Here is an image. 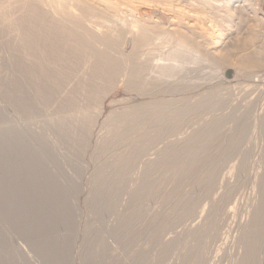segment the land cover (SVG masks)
Wrapping results in <instances>:
<instances>
[{"label":"rangeland","instance_id":"obj_1","mask_svg":"<svg viewBox=\"0 0 264 264\" xmlns=\"http://www.w3.org/2000/svg\"><path fill=\"white\" fill-rule=\"evenodd\" d=\"M13 2H16V1L9 0L8 2L6 0L4 2L5 6L2 5L4 10L7 7L9 9H12L10 11H8L9 9H7V11L5 10L8 13L11 12L10 13L11 15L8 14L9 15L8 18L10 22H11L10 16L16 15L15 17L12 16V23L14 24L11 26L13 28H16L19 24H24L22 21L24 19L23 16L24 14L27 13L26 9L25 10L22 9L23 11L21 12L20 10L21 8L18 7L20 6L19 2L21 3L22 7L23 6L25 7L31 3H32L31 5L33 6L34 4L36 5L34 6V8L39 6L37 2L35 1L33 2L32 0H22V1L17 0L16 5ZM252 3L257 7L254 1ZM12 4H14L16 8H14ZM11 5L15 10L10 7ZM254 5L250 7L251 9L253 7L254 10L252 9V11H249V16L251 20L248 19L247 20L248 23L246 22L245 26L246 28L249 29V26H251V24L252 25L254 24L253 27L256 26L258 29L262 30L261 32H264L263 31L264 22L262 20V15H259V13L258 15H254L255 13L254 11L256 10V7ZM29 6H27L28 10H30L28 8ZM33 6H30L32 10H34ZM39 7L38 9L42 10L43 7H40V8ZM123 7L127 8L126 6H123ZM261 9L264 12V0L262 1ZM32 10H30V12H32ZM125 10H128V9H125ZM19 12L22 13L23 16ZM32 13L31 15L33 16L31 15L28 16L29 18L31 17V19L29 20V18H27L26 23L24 24L26 27H32V25L35 26L37 23L40 24L41 20L39 21L36 18L34 19V14ZM38 14H40L41 16L44 15V13H38ZM21 16L22 18H20ZM15 18H17L16 21L14 20ZM32 18L34 19L35 23ZM18 19H22V20L19 21ZM260 19L262 21H260ZM252 20H254L255 22ZM249 22H251V24H249ZM0 26L3 27V25L1 24ZM36 26L34 27V29L33 28L32 29L35 30L36 28H38L35 31L39 33V26L38 27ZM1 27H0V133H4L7 128L6 133L12 132L16 136L21 135V138H23L24 140V144H23L22 150L12 151L10 153V156L13 157V158H10L11 160L8 159V153H7L8 150L4 148H0L1 150L0 152V157H1L0 158V165H1L0 166V170H1L0 171V178H1L0 188L3 187L2 188L3 190L10 191V194H8L9 197L7 196V194H4V193H3L4 194L3 196L0 195V204H1L0 207L1 208L3 207L2 209L0 208V212L1 213L4 212L3 214L0 213V234H1L0 236V247H1L0 248V264H7V263L9 264H88L89 262H90L89 264H184L185 263L184 257L186 258L188 256L187 252H189L191 248H194L196 246L199 247L198 249L202 250L205 261L203 263L195 262V264H201V263L202 264H233V263L237 264L239 262L240 258L242 257V253H241L242 250L239 249V246H237V243H236V240L238 239L240 235V229H238L239 227L238 224L241 221H243L245 224L248 223V221L251 218V215H250L251 211L254 210L255 206L262 199L261 192L258 188L260 185V178L262 175H264V126L262 127V124L259 123L260 120L257 121L256 119H261L264 117V68H262L264 67L263 65L261 68L258 69L257 75L253 77H249L247 76L246 72L240 71L243 69L244 62L248 56L246 55L247 54V51H246L245 53L242 52L240 56H237L235 58V59L238 58L237 59L238 61H240V59L243 60V62L240 61L241 63L238 62L239 66L235 69L231 68L230 66L228 67L229 70L227 71L223 70V72L221 71L220 73L218 72L217 74L213 75L212 69H208L207 67L206 69H204L205 72H201L200 69H197L196 71L195 68L189 66L188 68L190 69L182 68L177 78H173L172 80H169L170 82L168 81L166 87L168 88L171 87V89H169L166 92H168V94L171 93L169 95H172L173 93V95L169 97V95L166 93L165 94L166 100H171V99L173 100V98L175 97L174 99H178V100L185 99L186 101L185 103H188L189 105H193L192 103L195 104L197 100L210 97L208 99L209 101L207 105L204 107L203 110L199 112H194V113L192 112L188 115L187 120L184 122L185 125L183 124L181 128V135L170 139V141L173 139L172 141L174 143L178 142L177 145H180V147H177L178 149L174 148L175 150L174 149L171 150L173 155L176 154L175 156L177 155L180 156L179 155L180 153V154H183L181 155L182 158H184L185 156H186L185 159L188 156H189L188 158H190V156L192 157L194 155L193 152L191 151H189V153L188 151L185 152L184 146H185V141L187 137L190 134H192L194 131L200 130L202 127H204V125L206 126V125H209L211 123H216V122L219 124L223 123L219 131L216 133L219 135L215 134V136L217 137L214 136V140H217V142L219 143V145L222 146V148L219 145L217 146V144L215 143L209 142L210 144L209 143L207 144L206 142H204V143H201V145L199 144V147L196 146L193 149L194 152L197 149L200 150L199 152H195L196 153L195 155L196 156L199 155L197 156L198 158L200 157L199 158L200 160L196 162L195 164L205 166V168L202 169V172L200 174L201 176L198 175L197 173V175L195 174L194 176L191 175L188 178L184 179L183 182L178 183L177 179L175 178L174 171L171 170L172 167L168 164H165L166 166L159 164L160 165L159 168H157V170H154L153 171L154 173L150 174L151 176L149 175L151 177L150 180L146 182L145 185H143L142 181L144 180L143 177L145 178L146 174L144 173L147 172V169L143 165H142L143 167L140 166L139 164L140 162H138L137 167L135 169L136 173L133 172L134 171L133 169L131 171L132 173L130 172L131 174L128 176H125V178L122 180L117 179L114 176L115 172H117V169L119 168L118 165L116 164L117 159H118L117 157H120V155L123 154L121 152V149L123 148H120V147H123L124 142L129 141L127 139V133H129L130 131H128V129L126 128L127 126L125 125V127L123 126L118 131L116 130V132H114L115 134H110L109 137H107L108 131L106 132V129L109 130L115 127L116 125L115 120L117 118V114L120 111H123L129 105H131L132 102H133L132 103L133 105L135 104L137 105L139 102H140L139 104L145 103V101L147 102L150 99L147 97L141 96V95L139 96V94L137 95V93L130 94V92L127 91L126 88L124 87L125 85H123V83L125 84V81L120 82V84H117V85H116L117 82H115V84L114 83L108 84L106 87L104 86L105 88H102L100 90V93H99V90L96 91L97 94L95 95L87 94L88 90L86 92V89H84L85 87H83V85L85 84L84 81H87L86 80L87 76H89L88 75L89 69L87 68L88 70L87 69L83 70L82 67L84 63L83 64L81 63V62H84L82 61V59L85 61L87 59L77 58L76 59L77 61L73 62L74 64L71 62L73 65L71 63H70L71 65H69L73 73L71 72V70L67 69V68L70 69L68 64H66V66L65 64L63 65L64 66L63 70H62L63 66H61L60 70H57V72L59 73L61 72V74L64 76V77L58 76V78L60 79V80L58 79V81H64V82L69 81L70 85H68L69 84L68 82V84L66 83L68 86H65V84L62 82L63 84L61 85V89L59 91L60 93L57 96L59 99L55 96L56 99L52 97L51 99H49L51 101H48L45 98H42L43 97L42 93L43 92L46 93L47 87L43 86V90L41 92L37 89V87L38 88L40 87L39 89L41 90L42 84L41 83L39 84V82H36V78H37L35 77L36 73L33 72L34 73L33 74L32 72L28 71L31 73V75L29 73L27 75V73L25 74V73H20V71L19 72L17 71L18 64L22 65L20 62L24 64L23 66H25V69L32 67L31 68L32 70H36L33 68L38 67L36 65H32L34 64L33 57L31 58L30 56L29 58L28 55L26 56L25 54H22L23 52V49L21 47L23 46L22 39L20 38L21 36H19L18 31L16 32L14 31V29H12L13 31H9L11 30V28H9L8 31H6L4 30V28L2 29ZM45 29L47 30V28ZM248 29H245V28L243 29L244 33L243 32L241 33L243 35L245 34L244 36L242 35L243 39L246 38V35L251 36V37L247 36V38L249 37L254 38L247 31ZM46 30L42 31L40 29V32L43 34L46 33L47 35L48 31ZM14 34L18 35V37ZM262 37L263 36H260V37H257V39H255L257 40L256 41L257 51L261 53H263V50L261 49V47L263 46L262 44L263 41L261 40L264 39ZM18 38L21 40H19ZM247 38L245 40L248 43ZM259 39L262 43L258 42ZM18 40L20 41V44ZM14 44L15 46L17 44V49L19 48V45H20L21 49L19 48V50H17L16 47H13ZM14 52L16 53L19 52V53L16 54ZM10 56H13V57H10ZM45 56H43L44 58L43 61L44 60L45 61L44 63L42 61V64L45 65L46 63L45 66H47L48 64V66L49 67L52 66V69H53V63L49 65L53 57L51 56L48 58L47 56L46 58ZM30 59H32L33 61L32 60L30 61ZM49 59H50V63L47 62L49 61ZM78 60L80 61L79 63H78ZM76 62L78 63V65H75ZM29 64H31V66ZM74 65L78 67L81 66L80 70L81 69L83 70V71L81 70V73L83 72L82 73L83 75L80 74V70H78L79 68L77 69V67H74ZM66 70L71 73L66 74L67 73ZM76 70H77V73L79 72L78 74H76ZM84 71L87 76L84 75ZM59 73L57 75H61ZM69 74L71 77L69 76L67 78L65 75L68 76ZM62 78H65V79L63 80ZM16 79H19V81L17 80L18 82L16 81L18 84L16 82H13ZM82 79L83 80L85 79V80L83 81ZM82 81L84 83H82ZM55 82H57V80ZM15 85H20V88L22 87L23 89H17L19 87H16ZM114 85L116 86V88L114 87ZM63 87L65 89L67 88L66 90L68 92L66 90H63L64 89ZM35 88L38 91H36ZM61 91H64L66 94ZM38 92H40L41 94ZM167 95L169 99L167 98ZM14 96L16 97L15 99L16 101L13 100ZM65 96H66V99H65ZM81 96L83 97V99ZM158 96L160 97V99L162 97L165 98V96H162V94H160V95H156L157 99H159ZM69 101L74 102L72 111L70 109L68 110L62 107L63 104H65V102L67 103ZM68 118L69 120L67 122H69V126L66 123H64L65 124L64 125L59 122V120H63L65 122L66 121L65 119H68ZM255 122L258 124L257 128L255 127V124H256ZM85 124H88V125H85ZM10 125L12 127H10ZM241 125L242 127L246 126V130L244 131L243 135H241V133H239V130L236 129V128H239V126ZM86 126L88 127L87 129H89L90 131L85 128ZM1 128L3 129V131ZM222 128L223 130H221ZM14 129H17V130L15 131ZM81 129L83 131L85 130L87 131V132L85 131V134H84L86 137L80 135ZM18 131H20L22 134ZM104 135H106V138L108 139L110 138L109 141L114 140L115 136L117 138L118 136H121L123 138V141L121 143L122 145L119 144L118 142L117 143L118 148L116 147V149H113V150H107V149L103 150L100 147L99 139H101V137H104ZM33 136L35 139L33 138ZM110 136H112L113 138H111ZM73 137H75L76 139ZM221 138H223V140ZM220 140L223 141V145ZM161 147L163 148L164 146H161ZM23 149L25 150L27 149L31 151L32 153L30 154L31 156L25 157L26 161L31 160V162L26 163L28 165H25L23 168L19 166L20 169H17L18 168L17 160H19V157L17 156V154L23 153L24 152ZM183 149H184V152H183ZM42 153L46 154V159L44 156H43L44 158L42 157ZM185 153H187L188 155ZM146 158L147 157H145V160ZM148 158L154 161H157L159 159V155H157L156 151L154 152L151 151L150 155H148ZM35 159H38V161H40L39 163L35 162L37 165L36 167H35V164L33 163ZM9 163L10 165L13 166V168L11 169L12 171L17 170L22 174L21 175L22 181L18 180L19 184L17 182L16 183L17 186L12 185V182L14 180L13 178L8 179L7 177L9 176L7 175V172H8L7 167ZM235 164L236 165L238 164L237 166H240L241 170L237 168L236 170L233 171L231 167H233L232 165H235ZM207 167L208 168L210 167L209 169L211 171L212 170L219 171L218 172L219 175H217L219 176V178H218L217 184L213 191V193H215V196H213L214 195L213 193L212 194L205 193L203 191V188L201 187L202 186L201 179ZM3 168L6 169L7 172H4ZM45 168H47V170ZM32 171H36V172H33L34 173L33 174ZM41 171L44 173H41ZM48 171L50 172L48 173ZM28 172L31 174H28ZM47 173L48 174L51 173V175L47 176L46 175ZM43 174H45L47 177L44 175V178L42 179ZM230 174L231 175L234 174V175L231 176ZM257 174H258V177H257ZM222 177L226 179V180L224 179L225 184L221 183ZM40 180H42V182L45 183L44 186H46L45 188L47 189V191H44L43 193L41 191L37 192V188H38L37 184L40 186L43 185V183ZM219 180L221 181L219 182ZM52 181L56 183L50 184L51 187H48L49 182H52ZM118 181H119V184H118ZM115 183L119 186H117L118 187L117 193L113 196L109 188L111 187V185L115 186ZM120 183H122V185ZM57 184H59V186ZM60 184L61 185L63 184L64 187L60 186ZM219 184L220 185L224 184L225 186L222 185V187H220ZM254 184L257 187H255ZM107 185L109 186V188ZM25 186L27 189L25 188ZM57 186L59 187V189L61 187L63 189L61 188L59 190ZM41 187L43 188V186ZM53 187L56 190L52 189ZM23 188L26 189L25 196L23 194L24 192ZM48 188H51V190ZM67 188L69 191L67 190ZM97 188L102 189V190L109 189L106 195L110 193L111 194L110 196L108 194V200L111 199L112 201L109 200L108 202H109V205L115 204L116 206L113 205L114 206L113 208L115 209H113L111 205L110 206L106 205L105 207L103 205H100V206L98 204H97L98 206L95 205L96 202L93 198L95 197V190H97ZM136 189L140 191L143 190V193L145 192L146 194L145 195L146 198L144 199H143L144 196L142 197V199L140 196L141 205L138 204L137 207L136 205L133 206L131 204L132 195L130 193V192L136 191ZM230 189H232V193L234 195L232 194L231 199L227 200V204L225 201H220L221 196H224L227 190H230ZM33 190H36V191L33 192ZM14 191H16L15 193L17 195H14V194L11 195L12 193H14ZM62 191L63 193H61ZM31 193L32 194L38 193V194L31 195ZM39 193H42L43 195H39ZM46 193H48V195H46ZM52 194H53V197H52ZM64 194L66 195V197ZM216 194H218L217 195L218 197L216 196ZM5 195L7 197L3 199ZM37 196L38 197L44 196L43 199L45 198L48 200L50 199V204L48 200L47 201L46 199L43 200L42 197L38 198ZM47 196H49L50 198ZM58 196L59 198L57 199ZM14 197L16 198L19 197V200L23 203L24 208L19 210V212L15 211L16 213L13 214L14 216H12L10 213L14 211L11 210L8 215V210H4L5 208H4L3 203L7 204V202H9L8 206L10 205L14 206L12 204L15 202L14 204L16 205V207L19 206L21 202L18 200V198L16 200V198ZM54 197H56V199H54ZM185 198L188 201L187 200L184 201L183 199ZM208 198L212 200H209ZM213 198L214 199L217 198V201L214 204L213 202H211L213 201ZM40 199L42 200V202ZM18 201L20 202V204L18 203ZM45 201L46 203H48V205L45 204ZM63 201H66V202H63ZM145 201H146V204H145ZM188 202H191L192 204L194 203L195 206L197 205L195 209L196 210L198 209L197 210L198 213L196 215L186 217V214H183L184 213L183 210L185 208L184 206ZM230 202L232 204H230ZM235 202L238 203L237 210H235V213L231 214L232 217L225 216V212L228 213L229 212L228 209H230L233 206V203L235 204ZM40 203H42V205ZM129 204L132 206H130ZM36 205H39L38 208L39 207L40 208L39 209L36 208ZM50 205L53 208H51ZM72 205H73V208H72ZM203 206H206V209L208 208L210 210L213 206H214V209L217 206L218 208L216 209L218 210L215 209L214 213H217L220 210L219 208L222 209L223 207L224 210L223 209L220 210V212L217 214L213 213L214 215L212 218V222H215L214 226H212L211 221L207 222L208 221L207 214L209 210H207V212L203 214V217L200 215V211ZM45 207L46 209L50 208L49 209L50 211L46 210ZM134 207H136L137 210ZM138 207H141L140 212L138 210L139 209ZM108 208H112L113 210L108 209ZM68 209H71V210H68ZM132 209H133L134 214L137 212L138 214L136 216L137 218L136 217H135L136 219L131 218L132 219L131 221L129 217L133 215ZM24 211L26 212L24 213ZM99 211H103V213L102 212L99 213ZM221 211H224V212H221ZM64 212H66V214H64ZM69 212H71L70 213L71 217L69 216ZM140 213H142V215ZM25 214L27 215L26 217H24ZM54 215H55V218L53 220ZM28 216H30V218ZM49 216L51 217L49 218ZM214 216H217L216 219ZM56 217H58L60 220L57 219ZM218 217H219V221L222 220L221 222L217 220ZM227 217H229V219ZM127 218H128V221H127ZM124 219L126 220L125 222H128V224L123 222ZM156 219L157 220L159 219L158 220L159 223ZM49 221L51 222V224ZM152 222L154 223L152 224ZM21 224H22V227L30 225V229L37 228V232L32 233L28 229H22L20 227ZM156 224L158 225L156 226L157 228L155 227ZM193 224L194 226L192 227ZM209 224L210 226H212L211 230H210V227L208 226ZM14 226H15V229L13 228ZM17 226L19 227L20 230L18 229ZM207 226L209 228H207ZM129 227L131 228L129 229ZM38 229H39V233H38ZM45 230L46 231L49 230V231L45 232ZM124 231L125 233L123 234ZM127 231H130V232H127ZM25 233H26V236L24 235ZM38 234L40 235L42 234L41 235L42 237L41 236L38 237ZM58 235L61 236L60 237L61 239L59 238ZM194 235H197V237H195ZM68 237H70L71 239L70 238L67 239ZM40 240H43L44 243L43 241L41 243ZM65 241H66V244H65ZM53 243L55 246H53ZM67 243H69L70 245ZM167 243L170 244L171 246L168 245ZM197 243H199L198 244L199 246L196 245ZM103 247L107 249L105 250L103 249ZM55 251H59V253L61 254L60 256L61 258L59 257V259L56 260L53 257V254ZM261 251H263V253L261 254V257L258 260V262H255V264H264V249ZM184 254L187 256H185ZM190 261L188 260V263Z\"/></svg>","mask_w":264,"mask_h":264},{"label":"bare ground","instance_id":"obj_2","mask_svg":"<svg viewBox=\"0 0 264 264\" xmlns=\"http://www.w3.org/2000/svg\"><path fill=\"white\" fill-rule=\"evenodd\" d=\"M5 1L6 0H0V24L3 25V27H1V26L0 27L2 29L4 28V30H6V31H8L9 28H11V30H9V31H13L12 29H14V31H16V32L18 31L19 36H21L20 38L22 39V45H23V46H21L22 49H23V52L21 50L22 54H25L26 56L28 55L29 58H30V56H31V58L33 57L34 64H32V65H36L38 67L35 66L36 68H33V69H36V70H32L31 69L32 67L28 68V69H25V66H23L24 64L22 62H20L22 65L18 64L19 70L17 68V71L18 72L20 71V73H25V74L27 73V75H28V73L31 75L30 72L36 73V75H35V77H37L36 78V82H39V84L40 83L42 84V86L40 85L42 87V89L40 90L39 89L40 87L38 88L36 86L37 89L41 92L43 90V86L47 87V91L45 90L46 93L45 92L42 93V96H43L42 98H45L46 100L51 101L49 99H51L52 97L55 98V96L57 97L59 95V93H60L59 91H60L61 85L63 83L65 84V86L70 85L69 81H68L69 84H68V82L58 81V79H59L58 76L64 77L61 74V72L60 73L57 72V70H60L61 66H63L64 64H65V66H66V64H68V66H69L73 62L77 61L76 60L77 58H84V59H87V60L85 61V60L82 59V61H84V62H81L82 64L84 63L82 69L83 70H85L87 68L89 69V70L87 69L88 72H89V74H88L89 76H87L85 74V71H84V75H86L87 78H88V79L86 78L87 81H84L85 79L84 80L82 79L85 82V84L83 85V87H85L84 89H86V92L88 90L87 94H90V95L94 94L95 95V94H97L96 91L99 90V93H100V90L102 88H105L108 84H111V83L115 84V82H117L116 83V85H117V84H120V82H124L125 81V84L123 83V85H125L124 87L126 88L127 91L130 92V94L137 93V95L139 94V96L141 95V96H144V97H147V98L150 99L147 102L145 101V103L139 104L140 103L139 102L138 103L139 105L138 104L136 105L135 102H134L135 105H133L132 104L133 102H132L131 105H129L124 110H123V108H124L123 107L122 108L123 111H120L118 114L116 112L117 118L115 120L116 121L115 127H113L112 129H109V130L106 129V132L108 131L107 132V135H108L107 137H109L110 134H115L114 132H116V130L118 131L123 126L125 127V125L127 126L126 128L128 129V131H130L129 133H127V139L129 141L128 142H124L123 147H120V148H123V149H121V152L124 155L121 153L122 155H120V157H117L118 158L117 159V163L115 162L118 165V167H119L118 169L116 168L117 172H115V175H114L117 179H121V180L124 179L125 176H128V175H130L132 173L131 171L133 169H134L133 172H135L137 164H138V162H140L139 163L140 166L143 165L147 169V172L144 173L146 175H145V178L143 177V179H144L142 181L143 183L141 182L143 185H145V183L150 180V178H151L150 174L154 173L153 171L157 170V168H159V166H160L159 164H162V165L168 164V165H170L172 167L171 170L174 171V175H175V178L177 179V182L181 183V182L184 181V179L188 178L191 175L194 176V174L197 175V173H198V175H200L201 172H202V169L205 168V166H201L199 164H195L196 162H198L200 160L199 159L200 157L199 158L197 157L199 155L196 156L195 152H199L200 150L197 149L194 152L193 149L196 146L199 147V144L201 145V143H204V142H206L207 144L209 142H211V143L217 144V146L219 145L217 140H214V136L219 131V129H220V127H221V125L223 123L219 124V123L216 122V123H211V124L206 125V126L204 125V127H202L201 129L199 128L200 130L194 131L192 134H190L187 137V139L185 141V146H184L185 147V152L186 151H188V153H189V151L193 152L194 155L192 157L190 156V158H188L189 157L188 156L185 159L186 156L184 158L181 157V155H183V154H180L179 152H177V153H179L180 156H178V155L175 156L176 154L173 155V153L171 152V150H173L174 148L180 147V145H177L178 142L174 143L172 141L173 139L170 141V139L173 138V137H178V136L181 135V128H182L184 122L187 120L188 115L190 113H192V112L194 113V112H199V111L203 110L204 107L207 105V103L209 101L208 99L210 98V97L209 98L206 97L204 99L197 100V102H195V104L192 103L193 105H189L188 103H185L186 102L185 99H182V100L174 99L175 97L173 98V100L172 99L171 100H166V95L165 94L166 93L168 94V92H166V91L171 89V87L170 88L166 87L167 83H168L169 80H172L173 78H177L179 73L181 72L182 68L190 69L188 67L191 66V67L195 68L196 71H197V69H200L201 72H205L204 69H206V67H207L208 69H212L213 75H214V74H217L218 72L219 73L221 71L223 72V70L224 71L229 70L228 67H230V66L233 69L237 68L239 66L238 62H240V61L243 62V60L240 59V61H238L237 60L238 58L237 59H235V58L237 56H240L242 54V52L245 53L246 51H247L246 55H248V56H247V58H246V60L244 62V67L242 66L243 69L240 70V71H244V72L247 73V76L253 77V76L257 75L258 69L261 68L262 65L264 66V39L261 40V41H263V43L260 41V39L264 38V32H261L262 30L258 29L256 26L253 27L254 24L252 25L251 22H249V24H251V26H249V29L246 28V26H245V23L247 22V20L248 19L251 20V18L249 16V11H252V9H253V7H252V9L250 8L251 6L254 5L252 3L253 1L257 5V7L254 5L256 7V10L254 12L257 13V14L254 13V15H258V13H259V15H262V20L264 22V14H263L264 12L261 9V4H262L263 0H71V1L70 0H63V1L62 0H32L33 2L34 1L37 2L40 7L44 8V9L42 8V10H41V9H38V7H39L38 6V7H35L36 8L35 9L34 6H36V5L34 4V6H33V5H31L32 3L30 2L31 4H29V3L28 4L30 6H33L34 10H32L29 5H27V6H29L28 8L30 10H32L33 13L30 12V10L27 9V6H25V7L23 6L22 7L21 3L19 2L20 6H18V7L21 8L20 9L21 12L26 9L27 13L24 14V16H23V14L19 12L20 14H22L24 19L23 20L22 19H18V20L19 21L22 20L23 23L25 24L27 18H29L28 16H30L31 13L34 14V19L36 18L39 21L41 20L40 24L37 23L36 24L37 26L35 25L36 27L39 26V33L35 31L38 28L33 30L35 26L32 25V23H31L32 27H26L24 24H19V25L17 24L18 26L16 28H13L11 26V25L14 24V23H12V16L13 15L10 16L11 17L10 18L11 22H10V20L8 18L9 17L8 14H10L11 12H9V13L6 12L7 9H9V8L7 7L5 9L6 10L5 11L3 9V6H2V5H4ZM7 1L9 2V0H7ZM15 1L17 2V0H15ZM16 2H13V3H15V5H16ZM23 2H25V1H23ZM26 4H24V5H26ZM12 5L14 6V4H12ZM12 5L10 6L11 8H13ZM123 6H126L127 8H124ZM14 8H16V7L14 6ZM125 9H128V10H125ZM10 10H12V9H9L8 11H10ZM14 10H13V12H14ZM24 13H25V11H24ZM38 13H44V15L45 14L46 15L45 16L43 15L44 16L43 17V16H41ZM15 16H13V17H15ZM22 16L20 18H22ZM31 16H33V15H31ZM16 19L17 18H15L14 20L16 21ZM30 19H31V17L29 18V20ZM34 19H33V21H34ZM18 20H17V22H18ZM254 20H252V21H254ZM262 20L260 19V21H262ZM39 21H37V22H39ZM19 23H21V22H19ZM34 23H35V21H34ZM45 28H47V30ZM244 28L248 29L247 31L254 37V38H250L251 37L250 35H246V38H247V36H250L249 38H247L248 43L245 40L246 38L243 39V37H242L243 34H241L244 31L243 30ZM40 29L42 31H44V30L48 31V34L46 35V33L45 34L41 33ZM263 31H264V29H263ZM9 34H11V33H9ZM14 35H16V34H14ZM16 36L18 37V35H16ZM260 36H263V37L260 38L258 42L259 43L261 42L263 44V46L261 47V49L263 50V53L258 52L257 51V46H256V41L257 40H255V39H257V37H260ZM21 39H19V40H21ZM19 40H18V42L20 44ZM243 40H245V41H243ZM18 42H17V44H18ZM17 44H16V46H15V44L13 46V47H16V49H17ZM19 48H20V45H19ZM19 48L17 50H19ZM12 50H13V48H12ZM19 52H17V53H19ZM14 53H16V52H14ZM259 53H261V54H259ZM43 56H45L46 58H47V56H48V58L51 57V56L53 57L52 58L53 62L51 61V63H50V59H49V61H47V62L50 63L49 65H51L53 63V69H52V66L49 67L48 64H47L48 67L45 66L46 63H45V65L42 64V61L44 59ZM10 57H13V56H10ZM262 57H263V59H262ZM241 58H242V56H241ZM31 60L32 59H30V61ZM44 61H43V63H44ZM80 61H81V59H80ZM80 61L78 60V63ZM76 63H75V65H78V63L77 64ZM29 65L31 66V64H29ZM75 65H74V67H77V69L79 68L78 70H80L81 66L78 67V66H75ZM5 67H6V65H5ZM262 68H264V67H262ZM63 69H64V66H63L62 70ZM67 69L71 70V72H72L71 67H70V69L69 68H67ZM73 70H75V69H73ZM81 70H80V74L83 75L82 74L83 72L81 73ZM28 71H30V72H28ZM66 72H67L66 74L71 73V72H69L67 70H66ZM88 72H86V73H88ZM58 73L61 74V75H57ZM78 73H77V70H76V74H78ZM63 74H64V72H63ZM65 76L68 78L70 76V74L68 76L67 75H65ZM65 78H62V79L64 80ZM17 80L19 81V79H16L13 82H16ZM28 80H30V79H28ZM56 80H57V82H55ZM83 81H82V83H84ZM15 86L19 87L17 89H23L22 87L20 88V85H15ZM16 87H15V89H16ZM32 87H34V86H32ZM114 87L116 88L115 85H114ZM114 87H112V88H114ZM37 89H36V91H38ZM66 89L64 88L63 90H66ZM40 92H38V93H40ZM61 92H64V91H61ZM86 92H85V94H86ZM160 94H162V96H165V98L162 97L160 99V97L158 96L159 99H157L156 95H160ZM169 94H171V93H169ZM168 95H167V98H168ZM172 95H173V93H172ZM172 95H169V97L172 96ZM15 96H14L13 100L16 99ZM139 96H137V97H139ZM65 99H66V96H65ZM82 99H83V97H82ZM188 100H190V99H188ZM193 100H195V99H193ZM142 102H144V101H142ZM26 103H28V102H26ZM73 105H74V102L69 101L67 103L65 102V104H63L62 107L64 109L66 108V109H68V110L70 109L72 111ZM74 111H75V109H74ZM81 111H83V110H81ZM78 116H80V115H78ZM85 116H86V114H85ZM65 120H66L65 122L63 120H59V122L62 123V124L66 123L69 126V122H67L69 120V118L65 119ZM256 120L257 121L260 120L259 123L262 124V127L264 126V117L261 118V119H256ZM61 121H63V122H61ZM247 123H248V121H247ZM257 123L255 124L256 128H257V125H258ZM85 125H88V124H85ZM85 125H83V126H85ZM10 127H12V126L10 125ZM10 127H9V129H10ZM259 127H261V126H259ZM85 128L87 129L88 127L86 126ZM57 129H58V127H57ZM236 129H238L239 133H241V135H243L244 131L246 130V126L242 127V125H241V126H239V128H236ZM236 129H235V131H236ZM14 130L16 131L17 129H14ZM87 130H89V129H87ZM221 130H223V128ZM2 131H3V129H2ZM6 131H7V128H6ZM6 131L4 133H0V148H4V149L8 150V152H7L8 153V159H10V158H13L12 156H10V153L12 151L22 150V147H23V144H24V140H23V138H21V135L20 136H16L12 132L11 133L10 132L6 133ZM85 131H83L81 129L80 130V135L85 136L84 135ZM18 132H20V131H18ZM123 134H124V132H123ZM216 135H219V134H216ZM112 136H110V137L113 138L114 136L113 137ZM215 137H217V136H215ZM229 137H230V135H229ZM33 138H34V136H33ZM73 138H75V137H73ZM109 139L106 138V135H104V137H101V139H99L100 140L99 141L100 142V147L103 150L104 149H107V150L116 149L117 143L119 142V144H121L122 141H123V138L121 136H118V138L115 136L114 140H111V141H109ZM221 139L223 140V138H221ZM222 140H220V141L222 142V145H223V141ZM230 140H231V138H230ZM25 142H27V141H25ZM161 146H164V147L162 148ZM219 146L222 148L221 145H219ZM23 151H24L23 153L17 154V156L19 157V160H17L18 161V163H17L18 164V168L17 169H20L19 166L21 168H23L25 165H28L26 163L31 162V160H27L26 161V159H25V157L31 156L30 155V154H32L31 151H29L27 149L26 150L23 149ZM151 151L152 152L156 151L157 155H159V159L157 161H154V160L148 158V155H150ZM0 152H1V150H0ZM183 152H184V149H183ZM185 154H187V153H185ZM226 154H227V152H226ZM43 156L46 159V154L45 153H42V157ZM14 157H15V155H14ZM145 157H147L146 160H145ZM35 162L39 163L40 161H38V159H35V161H33V163L35 164V167H36L37 165H36ZM3 163H5V162H3ZM237 165L236 164L232 165L233 167H231V169H233V171L236 170L237 168L240 169L241 167L237 166ZM40 167H41V165H40ZM216 167H218V166H216ZM7 168H8V172H7L6 169H4V168L3 169H4V172H7V175H9V176H7L8 179H10V178L14 179L13 182H12L13 186L16 185L18 180L22 181V178H21L22 174L19 171H17V170H13L12 171L11 169L13 168V166L10 165V163H9ZM30 168H31V166H30ZM42 168H43V166H42ZM209 168L208 167L206 168V171L203 174V177L201 179L202 182L201 181L200 182L202 183L201 187L203 188V191L205 193H207V194H212L213 191H214V188H215V186L217 184L218 178H219V176H217V175H219V173H218L219 171H213V170L211 171ZM45 169L47 170V168H45ZM138 169H140V168H138ZM42 171H41V173H44ZM123 171H124V173H123ZM33 172H36V171H32V173ZM49 172L50 171H48V173ZM25 173H26V171H25ZM48 173L46 174L47 176L51 175V173L50 174H48ZM28 174H31V173L28 172ZM44 175L45 174H43V177L41 176L42 179L44 178ZM233 175L234 174H232L231 176H233ZM38 176H39V174H38ZM259 176H261V175H259ZM41 177H40V179H41ZM257 177H258V174H257ZM222 178H221L222 181L219 180V182L221 181V183H224L225 182L224 181L225 178H223V179ZM228 178H229V176H228ZM40 181L42 182V180H40ZM55 183L56 182H54V181L49 182V186L48 185L47 186L51 187L50 184H55ZM178 183H176V184H178ZM18 184H19V182H18ZM44 184L45 183H43V185H41V186H43V188L40 185L37 184V186H38L37 192L41 191L43 193L44 191H47V189L45 188L46 186H44ZM118 184H119V181H118ZM120 184L122 185V183H120ZM224 184H222V185H224ZM57 185L59 186V184H57ZM222 185H220V187H222ZM60 186L64 187L63 184L62 185L60 184ZM117 186H119V185H117L116 183H115V186L111 185L110 188L108 186V188L111 190L110 192L112 193L113 196L118 191V187ZM36 187H35V189H36ZM255 187H257V186L255 185ZM2 188L3 187L0 188L1 189L0 190V195L3 196L4 194H7V196H8V194H10V191H8V190L5 191ZM25 188H26V186H25ZM70 188H72V187H70ZM26 189H24V192L26 191ZM48 189L51 190V188H48ZM52 189H54V187ZM58 189H59V187H58ZM109 189L102 190V189H98L97 188V190H95V197L93 198L95 200V202H96L95 205H97V204L99 206L103 205L104 207L106 205L107 206L109 205L108 201L111 200V199L108 200V194H109V196L111 194L108 193L106 195V193H107V191ZM258 189L261 192L262 199L255 206L254 210L251 211L250 220L248 221L247 224H245L243 221H241L238 224L239 227L237 225L238 229H240V235H239L238 239L236 240V243H237V246H239V249L242 250V252H241L242 253V257L240 258V260H239V262L237 264H255V262H258V260L261 257V254L263 253V251H261V250L264 249V175H262L261 178H260V185H259ZM19 190H20V188H19ZM31 190H29V191H31ZM50 190H48V191H50ZM54 190H56V189H54ZM67 190H68V188H67ZM140 190H141V188H140ZM140 190L136 189V191L130 192L131 195H132V203L131 204L133 206L136 205V207H137L138 204L141 203V199H142L143 196H144L143 199L146 198L145 197V195H146L145 192L143 193V190L142 191H140ZM34 191H36V190H33V192ZM15 192L16 191H14V193H12L11 195H13V194L17 195ZM24 192H23V194L25 196L26 192L25 193ZM42 193H39V195H43ZM48 193H46V195H48ZM61 193H63V191ZM34 194H36V193H34ZM34 194L31 193V195H34ZM55 194H57V193H55ZM96 194H98V195H96ZM213 194H214L213 196H215V193H213ZM218 194H216V196ZM232 194H233L232 193V189L227 190L226 194L224 196H221L220 201H225L226 204H227V200L231 199V195ZM7 196L5 195V197H3V199L6 198ZM140 196H141V199H140ZM33 197H32V199H33ZM41 197H42V199L44 198V196H41ZM41 197H38V198H41ZM47 197H49V196H47ZM52 197H53V194H52ZM65 197H66V195H65ZM14 198H16V197H14ZM17 198L19 200V197H17ZM17 198H16V200H17ZM58 198H59V196L57 197V199ZM32 199H31V201H32ZM45 199H43V200H45ZM54 199H56V197H54ZM165 199H167V198H165ZM208 199L212 200L210 198H208ZM47 200L48 199H46V201ZM183 200L185 201L187 199L185 198ZM19 201H18V203L20 204L21 201L20 202ZM28 201H29V199H28ZM46 201H45V204L48 205V203H46ZM48 201H49V204H50V199ZM192 201H194V200H192ZM216 201H217V198L216 199L213 198V201H211V202H213V204H214V203H216ZM41 202H42V200H41ZM63 202H66V201H63ZM107 202H108V204H107ZM237 202H235V204L233 203V206L231 205L232 207L230 206L231 208L228 209V211H229L228 213L225 212V216H231L232 217L231 214H234L235 210H237V206H238ZM8 203L9 202H7V204L3 203L4 208H5L4 210H8V215H9L11 210L14 211V212H12L10 214L12 216H14L13 214L16 213L15 211L19 212V210L24 208V205H23L22 202L17 207L14 204L15 202L14 203L12 202L13 203L12 205H14V206H11V205L8 206ZM196 203H197V201H196ZM16 204H17V202H16ZM40 204L42 205V203H40ZM145 204H146V201H145ZM230 204H232V203L230 202ZM47 205H46V207H47ZM113 205L116 206L115 204H113ZM113 205H111L112 208L114 207ZM132 205H130V206H132ZM38 206L39 205H36V208H38ZM194 206H195L194 203L192 204L191 202H188L184 206L185 208L183 210L184 211L183 214H186V217L187 216L196 215L198 213L197 212L198 209L197 210L195 209L197 205L195 207ZM206 206L202 207V209L200 211V215L203 217V214L205 212H207V210H209L208 214H207V216H208V218H207L208 221L207 222L211 221L212 226H214L215 222H212L213 215L219 213L220 210L223 209V207H222L223 205L221 206L222 209L219 208L220 210L217 213H214L215 209L218 208L217 206H216L215 209H214V206H213L211 208V210L208 209V208L206 209ZM46 207H45V209H46ZM50 207H51V205H50ZM136 207H134V208L136 209ZM141 207H138L139 208L138 209L139 212H140V208ZM34 208H35V206H34ZM51 208H53V207H51ZM72 208H73V205H72ZM112 208H108V209H111V210L115 209V208H113V209ZM49 209L47 208L46 210H49ZM68 210H71V209H68ZM216 210H218V209H216ZM63 211H65V210H63ZM2 212H3V210H2ZM25 212L26 211H24V213ZM100 212L103 213V211H99V213ZM221 212H224V211H221ZM3 213H1V214H3ZM70 213L71 212H69V216L71 217ZM132 213H133V209H132ZM17 214H16V216H17ZM21 214H22V212H21ZM64 214H66V212H64ZM137 214H138V212L135 213V214L133 213L134 216L133 215H132L133 217L130 216L129 217L130 220L132 221V219L135 218L137 216ZM140 214L142 215V213H140ZM173 214H175V213H173ZM52 215H53V213H52ZM26 216L27 215L25 214L24 217H26ZM28 217L30 218V216H28ZM50 217L51 216H49V218ZM214 217L216 219L217 216H214ZM54 218H55V215L53 217V220H54ZM56 218L59 219L58 217H56ZM195 218H197V217H195ZM227 218L229 219V217H227ZM125 219L123 220V222L128 224V222H125L126 221ZM193 219H194V217H193ZM66 220H68V219H66ZM217 220L219 221V217H218ZM223 220H224V218H223ZM247 220H248V218H247ZM20 221H22V220H20ZM70 221H72V220H70ZM127 221H128V218H127ZM221 221H219V222H221ZM153 223L154 222H152V224ZM158 223H159V221H158ZM50 224H51V222H50ZM123 224H122V226H123ZM157 224L155 225V227L158 226ZM210 224L208 226L210 227V230H211L212 226H210ZM68 225H69V223H68ZM193 226H194V224L192 225V227ZM208 226H207V228H209ZM20 227L22 229H28L32 233H36L37 232V228L35 227L36 229H30V225L22 227V224H21ZM13 228L15 229V226ZM126 228H127V226H126ZM130 228L131 227H129V229ZM18 229H19V227H18ZM48 231L45 230V232H48ZM125 231L123 232V234L125 233ZM163 231H164V229H163ZM191 231H192V229H191ZM198 231H199V229H198ZM127 232H130V231H127ZM38 233H39V229H38ZM67 233H69V232H67ZM73 233H75V232H73ZM24 235L26 236V233ZM41 235L38 234V237L41 236ZM0 236H1V234H0ZM194 236L197 237V235H194ZM60 237L61 236H59V238ZM152 237H154V236H152ZM69 238L70 237H68L67 239H69ZM157 239H159V238H157ZM43 240H40L41 243H42ZM28 242H30V241H28ZM31 243H33V242H31ZM43 243H44V241H43ZM63 243H64V241H63ZM1 244H3V243H1ZM65 244H66V241H65ZM67 244H69V243H67ZM198 244L199 243H197L196 245H198ZM168 245H170V244H168ZM53 246H55L54 243H53ZM198 248L199 247H197V246L194 247V248H191L190 251L187 252V255L189 257L184 254L185 256H187L186 258L184 257V259H185L184 262L186 264H191V263L195 264V262L196 263H198V262L199 263L200 262L203 263L205 261L202 250H200ZM44 249H46V248H44ZM103 249L106 250L107 248L103 247ZM94 254H92V255H94ZM60 256H61V254L59 253V251H55L54 254H53V257L56 260L59 259ZM188 260L189 261L191 260V261L188 263ZM96 262H98V261H96ZM235 262H237V261H235ZM7 264H9V263H7Z\"/></svg>","mask_w":264,"mask_h":264}]
</instances>
